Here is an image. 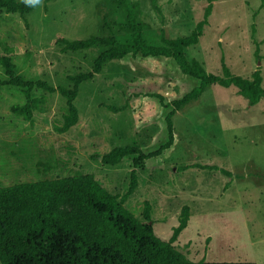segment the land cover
<instances>
[{"label": "rangeland", "instance_id": "obj_1", "mask_svg": "<svg viewBox=\"0 0 264 264\" xmlns=\"http://www.w3.org/2000/svg\"><path fill=\"white\" fill-rule=\"evenodd\" d=\"M130 1L151 44H160L162 35L190 33L209 3ZM126 14L116 0H42L27 14V25L19 13L0 11V52L4 45L13 47L23 76L69 87L68 75L92 70L107 46L63 51L51 39L61 32L71 39L112 34L129 42ZM185 51L217 74L223 73L222 58L233 74L250 77L260 69L264 87V0H213L198 42ZM198 82L170 57L138 53L107 60L80 84L79 121L65 132L55 129L67 110L59 92L44 91L43 117L26 123L10 110L12 102L23 100L20 91L7 86L0 91V185L82 171L121 197L130 165L104 163L101 155L131 143L145 151L159 148L168 139L171 101ZM172 119L173 145L138 166L137 186L124 203L142 216L149 201L154 231L165 240L188 205V224L173 242L186 258L264 264V97L250 104L235 85L211 83Z\"/></svg>", "mask_w": 264, "mask_h": 264}, {"label": "trees", "instance_id": "obj_2", "mask_svg": "<svg viewBox=\"0 0 264 264\" xmlns=\"http://www.w3.org/2000/svg\"><path fill=\"white\" fill-rule=\"evenodd\" d=\"M116 1L126 7L131 32L129 42L120 41L112 34H90L71 39L61 32L51 39L53 45L62 44L63 51L107 46L95 58L92 70L68 75L72 81L69 87L51 84L38 76H23L13 59V47L3 46L0 62L6 76L0 77V91L7 86L20 91L23 100L10 104L18 121L32 123L37 117H43V92H59L66 99L67 110L55 129L58 132L69 130L80 117L75 102L80 84L91 80L107 60L128 54L170 57L184 74L197 77L199 82L183 96L171 101L172 108L166 116L168 139L159 148L145 151L140 145L131 143L113 146L101 155L104 163L126 162L130 165L129 186L121 197L102 185L92 172L82 171L0 185V264H257L250 260L186 258L175 249L173 242L187 226L190 218L188 205L182 206L178 223L170 238L165 240L154 231L152 221L155 219L149 201H145L142 216L124 202L137 186L138 166L173 145L172 116L176 110L197 99L211 83L233 84L248 97L250 104H255L264 97L260 69L254 70L250 77L233 74L222 58L223 73L217 74L206 70L198 58L187 56L185 49L198 42L212 12L213 0H209L203 18L190 33L176 37L162 35L160 44L146 41L144 26L130 0ZM33 8L25 6L22 0H0V11L19 13L26 25L27 14Z\"/></svg>", "mask_w": 264, "mask_h": 264}, {"label": "clouds", "instance_id": "obj_3", "mask_svg": "<svg viewBox=\"0 0 264 264\" xmlns=\"http://www.w3.org/2000/svg\"><path fill=\"white\" fill-rule=\"evenodd\" d=\"M41 2L42 0H22V3H24L25 6H32V7L41 4Z\"/></svg>", "mask_w": 264, "mask_h": 264}, {"label": "bare ground", "instance_id": "obj_4", "mask_svg": "<svg viewBox=\"0 0 264 264\" xmlns=\"http://www.w3.org/2000/svg\"><path fill=\"white\" fill-rule=\"evenodd\" d=\"M189 221V220H188ZM188 224V223H187ZM176 242V241H175ZM177 244V243H176ZM187 248V247H186Z\"/></svg>", "mask_w": 264, "mask_h": 264}]
</instances>
